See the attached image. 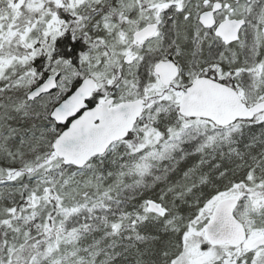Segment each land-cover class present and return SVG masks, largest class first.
<instances>
[{
	"label": "snow or ice",
	"instance_id": "obj_1",
	"mask_svg": "<svg viewBox=\"0 0 264 264\" xmlns=\"http://www.w3.org/2000/svg\"><path fill=\"white\" fill-rule=\"evenodd\" d=\"M0 264H264V0H0Z\"/></svg>",
	"mask_w": 264,
	"mask_h": 264
}]
</instances>
